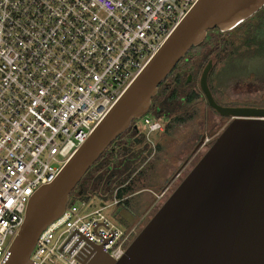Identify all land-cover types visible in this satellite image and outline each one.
<instances>
[{
	"label": "built area",
	"instance_id": "built-area-1",
	"mask_svg": "<svg viewBox=\"0 0 264 264\" xmlns=\"http://www.w3.org/2000/svg\"><path fill=\"white\" fill-rule=\"evenodd\" d=\"M196 2L0 0V264L31 196L55 180ZM142 120L150 142L164 131L150 112ZM87 202L69 201L30 264H82L76 254L87 241L115 259L125 254L138 230L105 212L119 199Z\"/></svg>",
	"mask_w": 264,
	"mask_h": 264
},
{
	"label": "water",
	"instance_id": "water-1",
	"mask_svg": "<svg viewBox=\"0 0 264 264\" xmlns=\"http://www.w3.org/2000/svg\"><path fill=\"white\" fill-rule=\"evenodd\" d=\"M262 7L264 0H197L55 180L31 196L4 264L31 263L40 234L64 213L88 170L134 120L150 112L162 81L209 30H232ZM213 66L211 58L200 88L209 106L231 121L120 259L87 241L76 254L80 263L264 264V108L219 103L209 84ZM192 79L190 74L187 81ZM83 240L81 235L70 252Z\"/></svg>",
	"mask_w": 264,
	"mask_h": 264
},
{
	"label": "trees",
	"instance_id": "trees-1",
	"mask_svg": "<svg viewBox=\"0 0 264 264\" xmlns=\"http://www.w3.org/2000/svg\"><path fill=\"white\" fill-rule=\"evenodd\" d=\"M262 21H264V7L230 31L223 32L217 27L211 29L205 41L193 47L187 56L178 62L174 70L160 84L159 92L153 98L150 109V113L156 119H167L166 122L162 120L165 124L164 131L171 134L172 128L190 122L197 115L194 110L176 116L173 113L177 108L204 97L202 91L192 85L203 66L211 58L214 59V66L209 75L210 87L219 103L230 104L222 102L223 91L216 85L215 79H212L215 67L221 63L223 66L230 65L232 71L235 69L239 72V68L245 67H248L247 71H254L258 64L256 61H264ZM251 66L253 69L249 70ZM190 74L193 75V80L188 83ZM147 142L151 143L146 133L138 128L137 120H134L128 131L115 140L88 170L72 191L71 202L90 201L94 198L101 202H110L117 197L119 199L117 205L123 204L128 208L130 197L146 188L147 168L141 169L138 161L144 154V149L140 148L141 143ZM157 147H161L160 143ZM117 217L122 225L130 226V219L118 214Z\"/></svg>",
	"mask_w": 264,
	"mask_h": 264
},
{
	"label": "rangeland",
	"instance_id": "rangeland-1",
	"mask_svg": "<svg viewBox=\"0 0 264 264\" xmlns=\"http://www.w3.org/2000/svg\"><path fill=\"white\" fill-rule=\"evenodd\" d=\"M261 35H264V21H262ZM257 61L256 69H253L252 66L249 67V70L253 69L256 72L254 75L246 73L248 67L239 68V72L235 69L231 71L230 65L223 66L221 63L215 67L213 78L212 76L211 78L215 79L216 85L223 91L222 102L258 101L264 98V61ZM202 71L203 69L196 76L192 85L200 90ZM191 110L197 112L194 119H191L192 121L172 128L171 134L166 131L153 132L150 137L151 143H141L140 148L144 149V154L141 155L138 162L141 169L147 168L146 188L137 191L130 197L128 208H125L123 204L120 206L116 204L106 209L105 212L110 217L119 221L118 214L130 219L131 224L127 227L136 226L139 233L208 150V148L198 149L200 138L204 136V139L208 138L210 142L214 141L230 121L212 109L205 96L177 108L173 115H180ZM162 120L167 121L166 118ZM137 125L141 131L143 130L142 132H147L142 118L137 120ZM158 143L161 145L160 148L157 147ZM103 204L99 199L94 198L87 202L86 207L94 209L103 206ZM61 232L62 230L56 236L58 237Z\"/></svg>",
	"mask_w": 264,
	"mask_h": 264
},
{
	"label": "flooded vegetation",
	"instance_id": "flooded-vegetation-1",
	"mask_svg": "<svg viewBox=\"0 0 264 264\" xmlns=\"http://www.w3.org/2000/svg\"><path fill=\"white\" fill-rule=\"evenodd\" d=\"M232 71V70H231ZM246 73H248V74H256V72L255 71H246ZM192 75V74H191ZM193 76V75H192ZM189 77V76H188ZM259 79V78H258ZM261 80V79H260ZM234 103L233 104H223V105H230V106H251V107H260V108H264V98H261V99H259L258 101H255V100H247V101H233ZM222 116V115H221ZM223 117H225V118H228L230 121H231V119L233 118V117H227V116H223ZM229 121V122H230ZM136 140H138L137 138H136ZM215 141V140H214ZM214 141H211L210 142V140L208 139V138H205L204 139V136H202L201 138H200V140H199V142H198V149H201V148H209L211 145H212V143L214 142Z\"/></svg>",
	"mask_w": 264,
	"mask_h": 264
}]
</instances>
